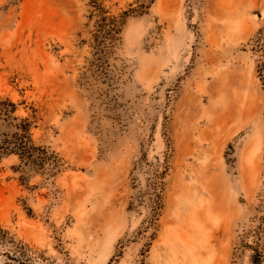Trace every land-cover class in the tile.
I'll return each instance as SVG.
<instances>
[{"label":"rangeland","instance_id":"obj_1","mask_svg":"<svg viewBox=\"0 0 264 264\" xmlns=\"http://www.w3.org/2000/svg\"><path fill=\"white\" fill-rule=\"evenodd\" d=\"M0 95L55 156H0V264L264 252V0H0Z\"/></svg>","mask_w":264,"mask_h":264},{"label":"trees","instance_id":"obj_2","mask_svg":"<svg viewBox=\"0 0 264 264\" xmlns=\"http://www.w3.org/2000/svg\"><path fill=\"white\" fill-rule=\"evenodd\" d=\"M106 14L107 12L100 7L95 35V46L99 56L96 61L99 69L102 67L103 59L113 51L127 16V12L120 17H108ZM17 112L18 104L0 95V156L16 155L29 167L39 169L55 156H48L46 149L35 145L32 134L33 122L29 118L20 117ZM39 153L44 156L41 157ZM0 234L5 236L7 232L0 229ZM5 242L6 238L0 235V244ZM252 264H264L263 251L255 250Z\"/></svg>","mask_w":264,"mask_h":264}]
</instances>
